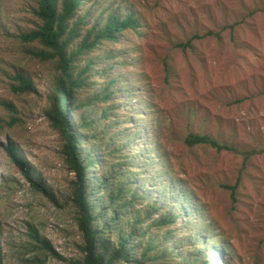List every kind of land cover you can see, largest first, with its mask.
I'll return each instance as SVG.
<instances>
[{"label": "rangeland", "instance_id": "rangeland-1", "mask_svg": "<svg viewBox=\"0 0 264 264\" xmlns=\"http://www.w3.org/2000/svg\"><path fill=\"white\" fill-rule=\"evenodd\" d=\"M115 2L122 10L138 12L145 25L142 38H129L118 47L136 54L135 64L129 61L127 70L129 85L137 92L123 108L135 114L132 125L141 127L142 140L131 142L134 153L146 150L156 165L148 173L157 182L139 175L144 189L170 185V202L182 199L178 204L182 210L191 205L196 232L214 241L205 240L210 256L224 249L228 264H264V16L246 18L257 0H104L103 8ZM34 3L0 0V103L15 107L12 114L0 104V243L4 264H20L17 252L29 243L32 226L65 259H50L48 264H69L82 258L78 247L82 240L70 208L57 207L35 191L1 147L8 139L15 142L32 181L65 203L73 175L61 157L59 135L45 115L51 67L25 56L17 39L35 25ZM242 20L235 42L226 32L222 42H198L192 53L173 48L194 33L219 31ZM164 63L170 67L169 75ZM17 70L34 81L35 94L15 96L9 91L10 77ZM10 115L18 120L9 128ZM199 131L223 133L235 146L256 154L246 163L238 154L188 148L186 136ZM96 175L94 169L89 172L92 183ZM238 180L233 202L222 186ZM98 196L92 193L95 199Z\"/></svg>", "mask_w": 264, "mask_h": 264}, {"label": "trees", "instance_id": "trees-1", "mask_svg": "<svg viewBox=\"0 0 264 264\" xmlns=\"http://www.w3.org/2000/svg\"><path fill=\"white\" fill-rule=\"evenodd\" d=\"M34 1L35 25L17 39L25 48V56L51 67L45 115L59 135L61 157L73 175L65 203L61 205L53 193L32 181L28 164L15 142L8 139L1 147L35 191L57 207L70 208L82 240L78 245L82 258L69 264L230 263L224 249L212 256L205 252V240L214 244L213 239L196 232L191 205L182 210L178 206L182 199L168 200L170 185L152 184L150 190L144 189L139 180V175H143L157 182L158 178L148 173L156 165L154 159L146 157V150L136 156L131 146V142L143 138L141 127L132 125L135 114L126 113L123 108L124 102H132L137 92L134 85H129L127 70L129 61L135 64L136 54L118 47L129 38L143 37L145 25L140 14L132 9L122 10L116 2L103 8L104 0ZM249 8L248 20L264 16V0H257ZM243 22L225 24L219 31L194 33L173 44V48L183 54L192 53L198 42H222L226 32L235 42V33ZM164 67L169 75V65L164 63ZM10 80L9 91L15 96L37 92L34 81L23 71L17 70ZM0 104L7 112H15L12 103ZM10 118L6 124L9 128L18 120L14 115ZM184 142L188 148L207 147L218 153L241 155L246 163L256 154L235 146L231 137L223 133L190 132ZM93 169L97 175L92 183L89 172ZM239 186L240 180L233 186H222L230 191L233 202ZM92 193L99 196L95 199ZM28 231L29 243L16 251L20 264L65 261L37 228L30 226ZM0 264H4L1 243Z\"/></svg>", "mask_w": 264, "mask_h": 264}]
</instances>
